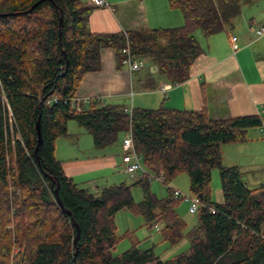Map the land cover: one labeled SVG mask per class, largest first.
Wrapping results in <instances>:
<instances>
[{"label":"trees","instance_id":"16d2710c","mask_svg":"<svg viewBox=\"0 0 264 264\" xmlns=\"http://www.w3.org/2000/svg\"><path fill=\"white\" fill-rule=\"evenodd\" d=\"M258 1L168 0L184 26L96 34L88 29L93 5L85 0H0V264H12L14 248L20 249L16 264H264V185L249 188L241 168L224 166L221 154L222 145L248 142L249 131L262 127L260 117L212 120L206 107L133 108L129 116L125 107L101 100L87 111L73 104L84 76L101 70L104 49H113L120 64L127 47L134 58L147 59L156 76L146 90H156L160 80L186 82L203 54L196 32L205 38L228 32L244 4ZM69 122L99 150L122 145L131 130L146 170L165 176L169 196L158 198L146 175L99 192L80 187L56 157ZM215 169L222 203L212 197ZM183 173L191 193L203 196L198 224L189 231L177 212L183 199L168 186ZM133 187L142 189L141 202ZM122 210L142 215L151 230L162 225L172 246L186 238L188 252L161 260L136 244L115 256L121 239L114 218Z\"/></svg>","mask_w":264,"mask_h":264},{"label":"crops","instance_id":"0c3cea01","mask_svg":"<svg viewBox=\"0 0 264 264\" xmlns=\"http://www.w3.org/2000/svg\"><path fill=\"white\" fill-rule=\"evenodd\" d=\"M88 4L92 0H85ZM111 8L95 7L89 17L88 29L96 34L172 29L182 27L185 19L181 11L171 9L168 0H104ZM257 4H260L258 7ZM264 23V2L262 0L244 4L242 14L232 22L230 33H219L209 38L197 36L200 44H209L195 63L190 78L173 85L160 80L156 90H146L143 85L154 80L156 71L150 75L149 63L131 74L126 66L119 63L113 49H104L101 54V70L87 73L77 92L75 107L87 111L92 100H101L105 105H118L125 108L160 107L175 110L199 111L206 107L212 120H228L235 117L258 116L264 127V37L257 39L255 29ZM232 37H237L233 50ZM149 82V83H150ZM170 86L163 91V86ZM149 105V106H148ZM81 128V127H79ZM83 129V128H82ZM68 137L56 142V157L60 147L69 150L68 158H57L66 175L74 180L89 171L116 168L122 162V145L113 146V151L99 150L95 147L85 158L80 139L84 131L68 123ZM249 142L258 137L264 144L260 128L248 133ZM87 141V139H86ZM88 143V141H87ZM86 143V144H87ZM246 144V143H244ZM89 145V143H88ZM87 145V146H88ZM232 161L236 153L244 147L232 144ZM242 145V144H241ZM240 148V149H238ZM78 149V150H77ZM248 151L256 150L251 147ZM65 159V160H63ZM259 159L258 157L256 158ZM232 165L246 169V174L264 173V165L258 162L237 159ZM245 165V166H244ZM256 166L257 170H252ZM260 169V170H258ZM82 181L80 183H84ZM93 192H99L95 180H87ZM248 185V183H247ZM249 187V185H248ZM219 192V191H218ZM223 202V193L221 191Z\"/></svg>","mask_w":264,"mask_h":264},{"label":"rangeland","instance_id":"374dc122","mask_svg":"<svg viewBox=\"0 0 264 264\" xmlns=\"http://www.w3.org/2000/svg\"><path fill=\"white\" fill-rule=\"evenodd\" d=\"M262 2H264V0H262ZM259 5L260 4H257L256 7H258ZM230 30L231 28L229 27L228 33H230ZM195 36L196 38L197 36L202 37L200 32H196ZM200 46L202 50H206L204 48H209V44L207 46V43L206 44L204 43V45L200 44ZM146 109H156V107L151 106V107H146ZM70 123L72 127L81 129L82 131H84L86 135V136H83L82 139H80V143L82 144L81 150L83 153L85 152L84 153L86 156L85 158H87L92 151L91 149L94 148L93 138L84 129L79 128L76 122H70ZM248 140L250 141L252 139L249 137ZM257 140H258V137H256V139H254L253 142L248 141L246 142V144L237 145L236 147H244L241 149H245L243 150L244 152L242 153H241V150H239V152L236 153L237 159H240V160L245 159L246 164H247V161L250 160L253 162H258V164L264 165V144H262L261 142H258ZM232 147H234V145L232 144L222 145L221 147L222 163L226 167L237 166L235 165L236 163L232 165V162L238 163L237 159L233 158L234 161H232ZM247 147H251L252 149H256V150L248 151L246 149ZM114 148L115 147H109L107 149L109 151L117 150ZM69 154L70 153L68 149L60 147L58 154H57V158L59 159L68 158ZM257 157L259 158L258 160L256 159ZM121 164L122 162L116 168H109V169L100 170V171L98 170L89 171L87 173H84L82 176L80 175L79 177H77L76 180L77 182H79L80 187L89 189V190H91L90 186L92 184L89 185L87 183V180H95V185L99 189H102L108 186H113V185H120L122 183L132 185L135 182V180L132 179L130 176L126 175L122 171ZM253 167L254 168L252 170H257L256 168H258L256 166H253ZM241 170L243 172L246 171V169H243V168H241ZM82 181H86V182L80 183ZM244 181L248 183L249 188L251 189L259 188L262 185H264V173L263 174L257 173L255 175L246 174L244 176ZM150 183H151L150 185L151 191L158 198L163 199L169 196L166 186L164 185L163 182L154 178L153 180L150 181ZM190 185H191L190 178L188 174L183 173L177 176L172 182H170L168 186L172 189L180 191L185 196L194 197V195L191 193ZM211 188H212L213 201L218 202L217 200L222 199L221 197L222 190H221V185H220V180H219V173L216 169L213 170L212 172ZM11 191H14V190H11ZM132 195H133L134 200L137 203L143 200V191L140 187H133ZM189 210H190V204L184 200L180 203V205L177 208V212L179 216L187 224V231L193 229L198 224V214L192 215L190 214ZM114 222L117 227V235L121 239L116 249L113 252L115 256L123 254L124 252L132 248L133 245H136V244L141 250L153 249L155 254L159 256L161 260H171L172 258L178 255L187 253L189 250L190 243L186 238L183 241H181L179 244L172 246L163 240V237L159 231L162 228V225H158L151 230L149 229V227L146 226L145 220L142 215L135 214L129 210H122L119 213H117L115 215Z\"/></svg>","mask_w":264,"mask_h":264},{"label":"built area","instance_id":"2783aa9c","mask_svg":"<svg viewBox=\"0 0 264 264\" xmlns=\"http://www.w3.org/2000/svg\"><path fill=\"white\" fill-rule=\"evenodd\" d=\"M90 4L95 7L111 8L110 4L106 3L104 0H92ZM254 32H255V36L257 39L263 38L264 37V23L260 25L258 28H256ZM236 42H237V37H232L234 52L237 51V47L235 46ZM123 53H124V58L122 60V63L124 66L128 68L131 74L139 72L146 65V63H148L147 59L134 58L129 51V47L125 48L123 50ZM169 88L170 86L166 85L162 87V90L167 91ZM75 103H76V99L73 100V104ZM124 112L127 115L131 116L133 113V108L132 107L125 108ZM260 130H261V133L264 135L263 126L260 128ZM121 147L123 151L122 164H121L122 171L126 175L130 176L134 180H137L139 176L146 175V176H149L150 181L155 178L163 183L165 182V176L163 174L153 175V174H149L148 171L146 170L144 166V162H143V157L137 151L135 147L133 133L131 130L128 132L125 139L123 140ZM172 193L176 199H183L184 201L190 204L189 212L192 215L198 214L200 208L203 206V201L198 196L188 197L182 194L180 191L175 190V189H172ZM211 212L215 213L216 210L211 209ZM19 252H20L19 248L13 249L12 254H11L12 264H16L15 258H16L17 253Z\"/></svg>","mask_w":264,"mask_h":264},{"label":"water","instance_id":"95a60500","mask_svg":"<svg viewBox=\"0 0 264 264\" xmlns=\"http://www.w3.org/2000/svg\"><path fill=\"white\" fill-rule=\"evenodd\" d=\"M36 129H37V133H38V146H37V149H36L35 152L37 153L39 146L42 144L41 116L39 117V121L37 122ZM198 197H199L201 200H203V196H202L201 194L198 195ZM56 199H57V201H58L60 207H61L62 209H64L63 204H62V202H61V200H60V197H59L58 190L56 191Z\"/></svg>","mask_w":264,"mask_h":264}]
</instances>
